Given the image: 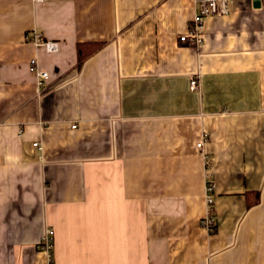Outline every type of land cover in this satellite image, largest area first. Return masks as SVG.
I'll list each match as a JSON object with an SVG mask.
<instances>
[{
    "label": "crops",
    "instance_id": "obj_1",
    "mask_svg": "<svg viewBox=\"0 0 264 264\" xmlns=\"http://www.w3.org/2000/svg\"><path fill=\"white\" fill-rule=\"evenodd\" d=\"M229 7L196 45L197 0H0V264H264V0Z\"/></svg>",
    "mask_w": 264,
    "mask_h": 264
},
{
    "label": "built area",
    "instance_id": "obj_2",
    "mask_svg": "<svg viewBox=\"0 0 264 264\" xmlns=\"http://www.w3.org/2000/svg\"><path fill=\"white\" fill-rule=\"evenodd\" d=\"M36 1H43V0H36ZM230 1L231 0H197V11L191 21L190 30L188 33L184 34L180 38V40L182 42L193 41L196 45H199L203 39V28L206 19L210 16H213V14L226 15L227 13H229ZM33 36L35 37L34 41L45 45L49 51H56L58 49L57 43L44 41L42 39L41 34L35 33V35ZM30 70L33 74L36 75L38 79V84L40 86L46 85L50 75L47 71L39 67V64L36 59L31 60ZM190 85L192 90H197L199 88V83L197 78L192 79ZM73 127L75 128L76 126ZM203 144H204L203 141L198 143V148L201 149L203 147ZM203 157H204L205 165L209 169V167L211 166V160L209 156L206 154H203ZM207 180L208 181L205 192L208 203V208H207L208 210H207V216L203 221V225L206 228H208L210 231H214L215 228L214 222L216 221L214 216L215 181L212 179L210 173H208ZM49 233L50 232H48V234ZM41 246L48 254L47 264H55L52 255L53 242H52V238L49 237V235H46V237L43 238Z\"/></svg>",
    "mask_w": 264,
    "mask_h": 264
},
{
    "label": "trees",
    "instance_id": "obj_3",
    "mask_svg": "<svg viewBox=\"0 0 264 264\" xmlns=\"http://www.w3.org/2000/svg\"><path fill=\"white\" fill-rule=\"evenodd\" d=\"M101 44L95 43V44H80L78 48V57H79V63L81 64L86 58L91 56L94 52H96L98 49H100Z\"/></svg>",
    "mask_w": 264,
    "mask_h": 264
}]
</instances>
